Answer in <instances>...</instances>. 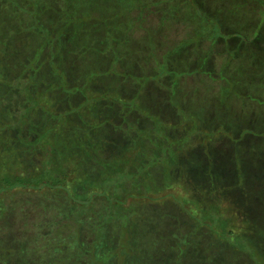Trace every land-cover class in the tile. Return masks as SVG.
Wrapping results in <instances>:
<instances>
[{
  "label": "trees",
  "instance_id": "trees-1",
  "mask_svg": "<svg viewBox=\"0 0 264 264\" xmlns=\"http://www.w3.org/2000/svg\"><path fill=\"white\" fill-rule=\"evenodd\" d=\"M0 1V194L22 188L55 190L61 196V183L71 174L69 192L76 196L81 190L90 197L82 201L62 195L70 208L60 210L55 200L47 217L24 219L16 235L5 233L7 223L0 213V264H242L248 253L236 256L226 244L209 246V239L202 245L186 235L191 231L166 233L172 226L169 220L189 218L170 214L173 195L195 199L212 186L217 196L219 188H228L221 176L229 173L221 164L207 181L205 171H191L197 176L191 189L181 174L175 178L174 169L182 171L177 164L169 169L176 189L159 192L165 179L162 162L169 160L171 151L181 156L183 143L170 128H162L165 138L155 134L160 129L152 117L166 122L171 121L168 117L149 108L145 119L151 120L145 125L136 110L134 102L141 105L158 96L151 91L158 90L153 80L159 74L145 70L142 81L137 41L113 36L106 40L114 33L106 25L79 22L86 0ZM196 160L204 161V154ZM89 171L99 176L83 183L82 173ZM73 178L80 180L77 186ZM151 192L160 194V201ZM119 196H129L130 205H121ZM145 201L151 212L143 210ZM93 203L98 204L97 220L90 216ZM82 205L84 217L83 211L78 215ZM130 207L138 216L129 215ZM122 208L124 218L112 217Z\"/></svg>",
  "mask_w": 264,
  "mask_h": 264
},
{
  "label": "rangeland",
  "instance_id": "rangeland-1",
  "mask_svg": "<svg viewBox=\"0 0 264 264\" xmlns=\"http://www.w3.org/2000/svg\"><path fill=\"white\" fill-rule=\"evenodd\" d=\"M84 2L88 7L80 10L79 22L90 20L106 25L114 32L108 33L110 37H105L106 40L126 37L137 41L138 70L144 72L142 81H145V70L159 72L153 80L158 90L151 91L158 95L155 100L145 99L141 105L134 102L136 110L144 116L142 123L151 120L145 119L149 108L171 120L166 122L152 117L156 129H160V134L159 131L155 133L158 137L163 135V127L170 128L171 135L183 143L181 156L171 151L169 160L162 162L165 179L159 192L176 189L169 169L177 164H182V171L175 168V178L181 174L189 186L197 177L191 171H205L207 181H212L215 170L220 171L222 165L229 173L221 176L222 184L228 187L219 188L221 197L215 195L217 188L212 186L195 199L185 198L182 193L173 195L170 214L178 217L185 214L191 223L188 225L190 221L187 222L186 217L179 222L169 220L172 226L166 233L179 231L183 235L191 231L186 235L195 236L202 245L226 244V248L237 251L236 256L239 252L248 253L242 258V264H264V0ZM0 5L4 6V2L0 1ZM203 15L211 18L204 20ZM169 92L171 97L167 99L165 96ZM201 153L205 160L198 162L196 158ZM91 174L94 175L91 180L99 176ZM71 178V174L67 175L61 183L65 198L89 200L87 192L78 190L76 196L69 192ZM85 181L83 179V183H87ZM72 182L77 186L80 180L73 178ZM50 191L20 188L0 194V213L2 221L7 223L5 233L16 235L24 219L35 222L47 217L55 200L59 201L60 210L70 208L64 194L57 196L58 192ZM151 193L153 199L160 195ZM129 196L123 199L119 196L121 205H130ZM108 198L112 204L115 195ZM149 205L145 201L143 210L146 213L151 212ZM84 207L82 205V210L78 211L79 216L82 211V217L87 215ZM97 208L98 204L93 203V213H89L96 220ZM123 211V208L118 213L114 210L112 217L121 220L125 217ZM127 212L130 216H138L131 207ZM154 215L157 216L155 212ZM71 218L79 222L77 217ZM155 220L157 228H162L160 217ZM184 223L186 226L182 227ZM147 229L143 227L144 231ZM123 237L121 244L125 245ZM206 239L209 241L205 242Z\"/></svg>",
  "mask_w": 264,
  "mask_h": 264
},
{
  "label": "flooded vegetation",
  "instance_id": "flooded-vegetation-1",
  "mask_svg": "<svg viewBox=\"0 0 264 264\" xmlns=\"http://www.w3.org/2000/svg\"><path fill=\"white\" fill-rule=\"evenodd\" d=\"M79 165V164H78ZM78 169L81 171L82 170V167L79 165L78 166ZM91 173H94V172H91V171H89V172H84V173H82V175H83V177L85 178V179H92L91 178V176H94L93 174H91Z\"/></svg>",
  "mask_w": 264,
  "mask_h": 264
}]
</instances>
